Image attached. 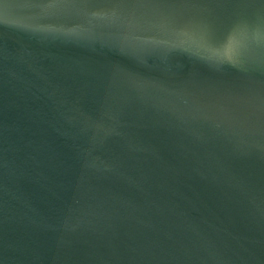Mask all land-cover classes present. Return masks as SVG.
I'll return each instance as SVG.
<instances>
[{
	"label": "water",
	"instance_id": "obj_1",
	"mask_svg": "<svg viewBox=\"0 0 264 264\" xmlns=\"http://www.w3.org/2000/svg\"><path fill=\"white\" fill-rule=\"evenodd\" d=\"M0 264H264V0H0Z\"/></svg>",
	"mask_w": 264,
	"mask_h": 264
}]
</instances>
